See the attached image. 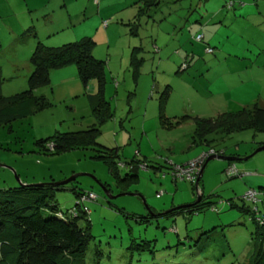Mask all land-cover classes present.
Returning a JSON list of instances; mask_svg holds the SVG:
<instances>
[{"label":"rangeland","instance_id":"rangeland-1","mask_svg":"<svg viewBox=\"0 0 264 264\" xmlns=\"http://www.w3.org/2000/svg\"><path fill=\"white\" fill-rule=\"evenodd\" d=\"M83 36L104 61L102 93L111 109L96 142L115 145L117 172L134 165L137 178L116 186L93 149L54 153L34 143L96 122L88 100L96 81L83 85L68 65L33 91L45 98L42 109L0 125V188L77 174L53 193L63 211L73 207L72 186L96 195L85 203L92 237L82 264H247L259 229L238 207L264 213V150L251 154L264 145V131L208 136L220 155L236 159L208 160L196 190L173 181L167 168L204 148L192 143L193 117L264 107V0H158L150 8L141 0H0V94L26 88L36 41L56 46ZM229 163L239 176L226 174ZM104 185L107 194H136L110 198ZM248 189L254 202L243 197ZM197 194L199 210L157 215Z\"/></svg>","mask_w":264,"mask_h":264},{"label":"trees","instance_id":"trees-1","mask_svg":"<svg viewBox=\"0 0 264 264\" xmlns=\"http://www.w3.org/2000/svg\"><path fill=\"white\" fill-rule=\"evenodd\" d=\"M141 1L144 7L150 8L158 0ZM93 45V40L84 36L78 40L56 46H49L36 41L28 57L31 72L26 80V88L7 96L0 94V125L23 117L32 111L42 109L47 102L42 95H35L33 91L40 86L49 84L51 70L73 65L83 85L89 80L96 81L95 93L88 95L91 114L96 122L94 121L85 129L56 132L51 136L36 139L34 143L42 151L54 153L74 149H93L95 153L91 155V158L106 164L108 171L114 178V184L116 186L119 184L128 185L137 178L134 165H129L132 170L119 175L116 170L117 162L114 159L118 157L115 147H105L96 142L100 125L110 117L111 109L109 102L104 99L102 93L104 61L92 56ZM183 117L178 119L181 120ZM160 118H162L161 115ZM192 121L194 125L191 136L192 143L201 144L200 146L204 148L188 160L201 153H207L203 157L202 161L204 162L207 156L220 153L211 144L214 138H208V136L212 134L228 135L233 131L246 128L264 131V107L257 105L251 109L243 107L235 112H224L212 119L193 117ZM166 124L171 125L172 123L167 122ZM185 162L169 164L167 169L170 171L173 165H182ZM203 162L201 163L203 164ZM144 165L145 168L148 166ZM229 166L232 164L228 165L227 168ZM152 167L160 170L162 166L152 165ZM227 175L233 177L239 176V173L234 169L232 174ZM170 178L173 181L186 180L193 184L194 190L197 189V185H194L195 180L179 179L171 175ZM200 179L201 176L197 179V184H199ZM103 187L106 189V185ZM63 188V185H52L51 183L19 184L0 188V264H82L81 257L92 237L89 220L85 218V215L89 213L85 203L93 201L96 195L90 198L88 193H93L92 191H84L72 186L69 190L75 198L73 207L63 211L58 207L53 193L55 190ZM260 188L264 192V188ZM255 195L254 191V196L251 198L253 202L256 200ZM199 197L197 202L185 203L187 206H182L185 204L171 206L168 210L157 215L175 216L183 210L187 212L199 210L204 206L202 194ZM244 199L247 198L244 197ZM238 209L246 213L249 212L259 229L255 233L253 252L247 264H264V213L256 216L254 208L248 210V207L239 206ZM151 210L150 212H152ZM94 264H99V262Z\"/></svg>","mask_w":264,"mask_h":264},{"label":"built area","instance_id":"built-area-1","mask_svg":"<svg viewBox=\"0 0 264 264\" xmlns=\"http://www.w3.org/2000/svg\"><path fill=\"white\" fill-rule=\"evenodd\" d=\"M211 153V152H210ZM207 153H201L199 154L197 157L188 160L187 162H185L182 165H173L169 171V174L172 177H178L179 179H188V180H192L194 181L198 175L200 166H201V162H203V157L206 155ZM124 164H120V166H123ZM142 168H145L144 164H140ZM129 167V165H128ZM130 168V167H129ZM226 174H232L234 172V167L233 166H229L226 169ZM163 176V173H162ZM94 194L93 193H88V196L90 198H93ZM246 198H252L254 196V191L248 190L244 193L243 195Z\"/></svg>","mask_w":264,"mask_h":264},{"label":"water","instance_id":"water-1","mask_svg":"<svg viewBox=\"0 0 264 264\" xmlns=\"http://www.w3.org/2000/svg\"><path fill=\"white\" fill-rule=\"evenodd\" d=\"M258 150H264V145H260V146L256 147V148L251 152V154L255 153V152L258 151ZM213 158H221V159L226 160V161H231V160H235V159H236V158L233 157V156H222V155H220V154H216V155H215V154H212V155L207 156V157L204 159V162H203L202 166H201L200 169H199L198 175H197V177H196V179H195V181H194V185H197V179L200 177V175H201V173H202V171H203V168H204L206 162H207L208 160H210V159H213ZM76 176H77V174H74V175H71L70 177H68V178H66V179H64V180H62V181L51 182V184H52V185H64V184H66V183H68V182L74 180V179L76 178ZM103 189H104V192L107 194V191H106L105 187H103ZM120 194H131V195H134V194H136V193H132V192H122V193H116V194H114V195H111V194H107V195H108V197L111 198V197H116V196H118V195H120ZM199 199H200V197H199V195L197 194V197H196V199L194 200V202L199 201ZM182 206H187V204L182 205Z\"/></svg>","mask_w":264,"mask_h":264},{"label":"crops","instance_id":"crops-1","mask_svg":"<svg viewBox=\"0 0 264 264\" xmlns=\"http://www.w3.org/2000/svg\"><path fill=\"white\" fill-rule=\"evenodd\" d=\"M93 1H94V3H95L96 5L98 4V0H93ZM96 12L99 13V9H97ZM61 68H62V67H61ZM61 68H58V69H56V70H59V69H61ZM75 71H76V70H75ZM56 72H59V71H56ZM113 147H115V145H113V146H111V147H109V148H113ZM199 151H200V150H199ZM199 151H196L195 154H197ZM115 152H116V154H117V151H116V150H115ZM195 154H194V155H195ZM194 155L192 154L191 157H193ZM118 157H119V154H118ZM191 157H189L188 159H190ZM188 159H187V160H188ZM185 161H186V160L182 161V163L185 162ZM125 164H126V163H124V166H125ZM117 165H118V164H117ZM117 165H116V166H117ZM155 165H159V164H155ZM229 165H230V164H229ZM232 166H233V165H232ZM133 167H135V166H133ZM233 167H234V166H233ZM128 169H129V170H132V168H129V167H128ZM234 169H235V168H234ZM202 172H203V171H202ZM164 174H165V173H164ZM164 174H163V176H164ZM201 175H202V173H201ZM201 175H200V176H201ZM161 176H162V175H161ZM163 176H162V177H163ZM70 182H71V181H70ZM106 191H107V190H106ZM119 193H122V192H119ZM171 205H173V204H171Z\"/></svg>","mask_w":264,"mask_h":264}]
</instances>
